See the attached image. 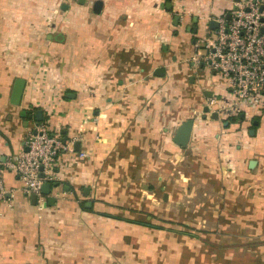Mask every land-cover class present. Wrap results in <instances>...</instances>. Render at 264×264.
Here are the masks:
<instances>
[{
	"label": "crops",
	"instance_id": "0c3cea01",
	"mask_svg": "<svg viewBox=\"0 0 264 264\" xmlns=\"http://www.w3.org/2000/svg\"><path fill=\"white\" fill-rule=\"evenodd\" d=\"M96 1L0 0V161L18 160L38 122L67 145L35 204L4 168L0 264H264V94L236 100L195 62L234 1ZM149 141L197 156L235 193L223 239L221 227L199 238L165 208L147 213Z\"/></svg>",
	"mask_w": 264,
	"mask_h": 264
},
{
	"label": "built area",
	"instance_id": "2783aa9c",
	"mask_svg": "<svg viewBox=\"0 0 264 264\" xmlns=\"http://www.w3.org/2000/svg\"><path fill=\"white\" fill-rule=\"evenodd\" d=\"M234 6L215 20L218 26L212 36L196 43L204 44L205 53L195 58L228 83L236 100L264 94V0H233ZM230 15V17H228ZM25 148L16 162L0 161V202L5 199L4 168L13 169L28 194H41L42 184L53 180V165L67 149L59 133L38 122L25 139ZM86 157L87 152L79 153ZM43 174V176H41Z\"/></svg>",
	"mask_w": 264,
	"mask_h": 264
},
{
	"label": "rangeland",
	"instance_id": "374dc122",
	"mask_svg": "<svg viewBox=\"0 0 264 264\" xmlns=\"http://www.w3.org/2000/svg\"><path fill=\"white\" fill-rule=\"evenodd\" d=\"M150 142L148 158L149 160L153 158L154 168L149 167L146 173V183L151 188L147 194L149 202L147 213L154 215L157 212L156 207L165 208L164 217L166 218V215L173 217L171 222L175 227L189 231L199 238H207V236L213 238L210 236L211 233L218 231L209 232L210 229L221 227V235L217 238L223 239L225 224L223 209L227 207L231 210L236 207V205L232 206L230 201L227 203L225 196L232 200L235 199V193L229 190L223 191V180L213 176L209 168L205 167L206 164L197 156L175 151V148H171L167 142L162 146L158 142L161 148L157 150V147ZM156 156L159 159L157 165L160 167L155 165ZM166 194L167 203H163V196ZM228 219L229 222H233L232 216L229 215ZM224 238L225 241L237 239L234 233H228ZM244 238L247 239L248 235Z\"/></svg>",
	"mask_w": 264,
	"mask_h": 264
},
{
	"label": "water",
	"instance_id": "95a60500",
	"mask_svg": "<svg viewBox=\"0 0 264 264\" xmlns=\"http://www.w3.org/2000/svg\"><path fill=\"white\" fill-rule=\"evenodd\" d=\"M236 1H239V0H236ZM99 6H101V1L98 0L96 1L95 3V10H99L97 9ZM228 17H230V15H228ZM177 20H179V17H176ZM194 21H197V19H194ZM218 26V21L213 19L211 21V29H214ZM195 31H197V27H195ZM24 86H25V80L23 78H18L16 81H15V84H14V87H13V93H12V100L11 102L15 105H18L21 101V97H22V94H23V91H24ZM209 108L206 107V110H208ZM39 114H42L41 111H38L36 113V117L39 115ZM217 116V115H216ZM41 118H38V120H40ZM192 125H193V121L192 120H189V121H186L184 122L180 127H179V130H178V133L176 135V141L179 143V144H186L188 139H189V136H190V133H191V129H192ZM79 144L80 143H77L78 147H76V149H79ZM255 160L252 161V163H254ZM41 176H43V174H41ZM56 185V184H55ZM50 186L51 184L47 181H45L43 184H42V187H41V193L43 194H50ZM37 194H32V201L33 203L35 204L36 201H37Z\"/></svg>",
	"mask_w": 264,
	"mask_h": 264
}]
</instances>
